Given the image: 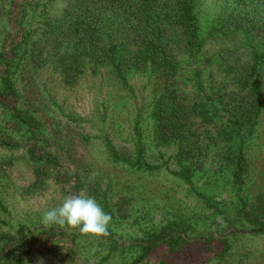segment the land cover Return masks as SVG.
I'll return each instance as SVG.
<instances>
[{
    "label": "rangeland",
    "instance_id": "374dc122",
    "mask_svg": "<svg viewBox=\"0 0 264 264\" xmlns=\"http://www.w3.org/2000/svg\"><path fill=\"white\" fill-rule=\"evenodd\" d=\"M67 2L54 0L49 15H62ZM231 2L199 0L205 44L194 51L183 50L182 41L170 44L172 72L149 62L143 70L130 69L123 84L106 66L97 73L88 66L68 80L47 64L23 66L17 77L18 106L34 116L43 133L35 140L0 117L2 134L19 144L10 148L0 142V264H15L20 256L21 264H132L141 244L162 234H174L178 246L171 251L161 242L139 264H264V234L249 233L258 224L242 212L245 208L264 222V103L251 133L255 104L250 78H245L252 46L264 51V28L250 34L221 31L216 20ZM258 6L264 14V0ZM10 7L11 0H0V50L7 53L20 33ZM39 10L30 11L29 18ZM260 85L264 100V70ZM160 97L176 102L193 122L192 130L198 129L201 147L189 157L193 183L174 173L179 142L159 144L156 137L152 111ZM233 101L251 103L242 127L247 137L242 187L233 179L232 149L238 144L221 134L233 130ZM138 121L145 159L153 169L115 162L105 150L109 138L120 151L134 154ZM48 155L56 164L47 161ZM82 190L111 215L107 234L119 241L116 248L103 235L41 223L46 210Z\"/></svg>",
    "mask_w": 264,
    "mask_h": 264
},
{
    "label": "trees",
    "instance_id": "16d2710c",
    "mask_svg": "<svg viewBox=\"0 0 264 264\" xmlns=\"http://www.w3.org/2000/svg\"><path fill=\"white\" fill-rule=\"evenodd\" d=\"M53 1L11 0L10 19L16 24L14 29L19 28L20 33L12 38L7 47L8 53L0 50V117L25 129L29 137L35 140L43 133L39 122L18 106L20 89L17 77L27 62H39L41 65L59 68L66 80L80 76L88 66L94 69V73L106 66L116 79L126 84L130 69L143 70L149 62L154 68L162 67L164 72L168 69L172 72L175 65L169 60V47L173 42L182 41L185 51L201 50L205 44L200 35L199 0H68L64 12L59 16L49 15L47 11ZM260 2L261 0H232L229 8L220 13L216 24H219V29L224 33L239 34L245 29L250 34L255 29L264 28V14L258 8ZM37 8L40 9L39 13L30 19L29 12ZM38 16L41 20L37 23ZM213 30L218 29L213 27ZM250 54L251 63L245 78H250L248 88L255 104L249 127L252 133V128L259 122L258 116L264 103L260 92L264 51L252 46ZM250 105L248 102L230 103L229 108L234 116L229 121L233 130L221 131L223 135L228 134L233 145L238 144L237 148L234 146L232 153L235 152L233 179L239 187L244 183L243 174L247 163L244 151L247 137L245 138L242 127L246 107ZM152 114L157 121L155 127L159 144L179 142L178 169L174 173L193 183L192 160L189 157L193 155L192 151L201 147L198 129L192 130L193 122L183 116V110H178L176 102H169L164 97L155 101ZM213 116H207L206 120L210 121ZM139 129L138 121L135 126L137 137L134 140V154L120 151L109 138L105 140V150L115 162L137 169H153L155 166L145 159L144 147L140 142L143 136ZM0 142L10 148L19 146L2 134L1 127ZM47 161L56 164L50 155ZM242 212L248 221L258 224L249 233L263 235L264 222L252 218L245 208H242ZM22 232L24 226H20L19 234ZM103 236L110 238L115 243L113 247H117L119 241L112 234ZM7 238L11 239L9 235ZM149 241L141 244V253L132 264L142 262L161 242L170 245L171 251L178 246V239L174 234L154 236ZM21 260L20 256L15 264H21Z\"/></svg>",
    "mask_w": 264,
    "mask_h": 264
},
{
    "label": "clouds",
    "instance_id": "9594fccd",
    "mask_svg": "<svg viewBox=\"0 0 264 264\" xmlns=\"http://www.w3.org/2000/svg\"><path fill=\"white\" fill-rule=\"evenodd\" d=\"M111 215L92 196L82 190L77 194L66 196L62 203L46 210L41 219L45 226L57 225L70 229H78L85 235H107Z\"/></svg>",
    "mask_w": 264,
    "mask_h": 264
}]
</instances>
